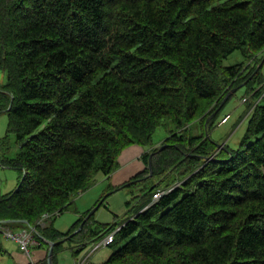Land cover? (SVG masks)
Here are the masks:
<instances>
[{
    "label": "trees",
    "instance_id": "trees-1",
    "mask_svg": "<svg viewBox=\"0 0 264 264\" xmlns=\"http://www.w3.org/2000/svg\"><path fill=\"white\" fill-rule=\"evenodd\" d=\"M236 50L246 61L224 66ZM263 59L264 0H0V92L21 148L0 158L21 176L0 194V224L62 213L137 144L145 169L111 193L144 187L101 264H264ZM241 84L247 129L237 148L218 147L210 130ZM165 118L173 128L155 144ZM91 210L67 232L37 226L34 248L65 239L54 264L67 240L78 257L107 228Z\"/></svg>",
    "mask_w": 264,
    "mask_h": 264
},
{
    "label": "rangeland",
    "instance_id": "rangeland-1",
    "mask_svg": "<svg viewBox=\"0 0 264 264\" xmlns=\"http://www.w3.org/2000/svg\"><path fill=\"white\" fill-rule=\"evenodd\" d=\"M258 56L261 57L262 55L260 54ZM243 61H246L244 55L240 50H236L224 59L223 65L230 66ZM261 72L264 76V62ZM6 81V74L0 69V87L5 84ZM250 92L251 91H249L247 86H242L236 92H234L224 104L215 121V125L210 130L212 139L218 144L219 142L224 145L228 143L232 148H237L239 146L242 136L247 129L249 117L251 115L249 104L244 102V97H249L251 94ZM0 96L2 101L3 98L1 92ZM1 101L0 158L6 155L13 157L19 152L20 144L17 143L16 135L8 131L9 112L6 110V105H4L5 103ZM228 114L230 115L229 120L225 123H221V119ZM191 126L194 133H203L204 130L206 131V126L204 127V124L201 125L198 122L192 123ZM172 128L173 123L165 118L162 124L157 127L153 135L154 143L160 144L168 136L169 131ZM20 177V172L17 169L4 166L0 162V194H6L17 189L20 182ZM103 182V180L97 178L94 185L87 191L77 195L66 210H64L60 215L51 218V221L53 222V229L59 232L67 231L83 213H87V210L94 208L96 204L102 200L101 198L103 195H108L105 202L96 210L94 214V219L98 221L101 226L107 225V228L103 233L100 234V236L89 243L91 244L90 246H88L83 252H81V254L78 255L80 258H77V264L82 259L87 257L88 254H90L89 261H92L94 264H99L109 258L112 250L114 249L113 246H104L102 244L100 247L94 250L93 247L102 243L109 233L115 232L119 226L125 223L127 219L126 215L130 210L128 207V201H131L135 195H138L142 191L141 189L144 187L142 182H138L134 185L125 186L124 188L113 192V194L111 193L112 191L110 189H113L114 187L106 189L109 182H107V184ZM153 182H155L154 179L149 180L147 184L150 186L153 185ZM3 224L8 226L14 232L18 231L17 228H25L28 226V224L25 222H10ZM76 240L81 241L80 238ZM72 245H74V243ZM18 246L19 245L16 241L6 237L3 232H0V264H15L10 254L18 249ZM68 246H70V244L66 241L62 251L58 252L57 259L59 256L63 264H67V262L68 264H75L73 260L74 254L70 251L72 248H68Z\"/></svg>",
    "mask_w": 264,
    "mask_h": 264
},
{
    "label": "crops",
    "instance_id": "crops-1",
    "mask_svg": "<svg viewBox=\"0 0 264 264\" xmlns=\"http://www.w3.org/2000/svg\"><path fill=\"white\" fill-rule=\"evenodd\" d=\"M147 150L148 148L137 144L126 148L119 157L121 167L109 176L99 174L97 178L103 180L104 181L103 183L107 184V182H109V184L107 185L108 188L116 187L128 181L137 173L145 169V163L142 159V156ZM107 187L106 189H108ZM67 231H63V232H67ZM70 251L72 252V250ZM47 254H48V249L46 247H38V248L33 247L31 249V255H28L25 251H22L18 246V249H16L13 253H11L10 256L13 258L15 264H34L39 261L43 262L47 258ZM73 257H74L73 260L76 263L77 257L75 256ZM57 262L58 264H63L59 256Z\"/></svg>",
    "mask_w": 264,
    "mask_h": 264
},
{
    "label": "built area",
    "instance_id": "built-area-1",
    "mask_svg": "<svg viewBox=\"0 0 264 264\" xmlns=\"http://www.w3.org/2000/svg\"><path fill=\"white\" fill-rule=\"evenodd\" d=\"M227 118H224V121ZM161 194V192L156 193V196L159 197ZM55 214H59V212H56ZM52 214L50 213H45L42 218H40L38 220V223L44 225V219L50 217ZM17 232L12 231L10 228L8 227H3L2 225H0V231H2L4 233V235L8 238L13 239L14 241L18 242L20 245V248L24 251H26L27 253H29V247L31 245H36V244H40L41 242L38 241L35 238V228L33 227H29V228H24V229H17ZM113 240V236H109L108 238H106L101 244L107 245L109 244L111 241ZM100 245V244H99ZM97 245L96 248L99 246Z\"/></svg>",
    "mask_w": 264,
    "mask_h": 264
},
{
    "label": "clouds",
    "instance_id": "clouds-1",
    "mask_svg": "<svg viewBox=\"0 0 264 264\" xmlns=\"http://www.w3.org/2000/svg\"><path fill=\"white\" fill-rule=\"evenodd\" d=\"M244 102H246V97H244ZM224 118H227V119L224 121ZM229 118H230V115H229V114L226 115V116H224V117L221 119V123H225V122H227V121L229 120ZM158 192H161V194H160V196H161V195H162L164 192H166V191H165V190H158L156 193H158ZM156 193L154 194V199H158V198L160 197V196L157 197V196H156ZM103 200H104V199H103ZM97 204H98V203H97ZM97 204H96V205H97ZM92 209H93V208H92ZM56 212H59V214H55ZM44 214H45V213H44ZM44 214H43V215H44ZM50 214H52L50 217L44 219V225H42V224H40V223L37 222V225H36V226H30V225H28V226H26L25 228L33 227V228H35V234L39 233V232H38V227H45V226H47L48 220H49V219L51 220V217H53V216H58V215H60L61 212H60V211H55V212L50 213ZM43 215H42V216H43ZM42 216H41L40 218H42ZM40 218H39V219H40ZM123 224H124V223H123ZM123 224H122V225H123ZM0 225H1V224H0ZM122 225H121V226H122ZM37 226H38V227H37ZM121 226H119V228H120ZM3 227H5V226H3ZM8 228H9V227H8ZM119 228H118V229H119ZM17 229H24V228H17ZM118 229H117V230H118ZM117 230H116V231H117ZM116 231L113 232V233H109V235H108L106 238H108L109 236H113V239H114ZM0 232H2V231H0ZM71 235H72V234H71ZM35 238H36V236H35ZM106 238H105V239H106ZM36 239H37V238H36ZM105 239H104V240H105ZM37 240L40 241L39 239H37ZM61 240H64V241H65V239H61ZM104 240H103V241H104ZM43 241H44V243H48L49 246H50V243L52 242V241L47 240V239H45V238H43ZM59 241H60V240H59ZM64 241H63V242H64ZM103 241H102V242H103ZM112 242H113V240H112L110 243H112ZM17 243H18V242H17ZM110 243H109V244H110ZM109 244H107V245H109ZM18 245H19V243H18ZM36 245H40V244H36ZM90 245H91V244H90ZM90 245H89V246H90ZM98 245H99V244H98ZM101 245H102V244L100 243V245H99L98 247H100ZM103 245H104V244H103ZM34 246H35V245H31V246L29 247V253H27L26 251H25V252H26L28 255H31V249H32ZM96 246H97V245H95V246L93 247V250L96 249ZM104 246H105V245H104ZM19 247H20V245H19ZM98 247H97V248H98ZM20 249H21V248H20ZM21 250H22V249H21ZM22 251H24V250H22ZM78 257H79V256H78ZM78 257H77V258H78ZM89 257H90V254H88L87 257H85L84 259H82V260L80 261V262H82V263L79 262L78 264H94L92 261H89ZM47 258H48V257H47ZM79 258H80V257H79ZM87 259H88V260H87ZM77 261H78V260H77ZM77 261H76L75 264H77ZM47 262H48V260H47ZM53 263H54V261H53ZM101 263H102V262H101ZM101 263H99V264H101ZM34 264H35V263H34Z\"/></svg>",
    "mask_w": 264,
    "mask_h": 264
},
{
    "label": "bare ground",
    "instance_id": "bare-ground-1",
    "mask_svg": "<svg viewBox=\"0 0 264 264\" xmlns=\"http://www.w3.org/2000/svg\"><path fill=\"white\" fill-rule=\"evenodd\" d=\"M117 51H118V50H117ZM113 53H114V52H113ZM117 54H119V53H117ZM107 56H108V55H107ZM111 59H112V58H111ZM115 61H116V60H115ZM115 61H114V62H115ZM233 66H234V65H233ZM260 66H261V65H260ZM1 69H2V68H1ZM258 69H259V68H258ZM259 71H260V70H259ZM248 72H249V71H248ZM258 74H259V73H258ZM237 78H238V76H237ZM237 78H236V79H237ZM205 79H207V78H205ZM239 83H240V82H239ZM207 84H208V83H207ZM263 90H264V89H263ZM256 92H257V91H256ZM10 93H11V92H10ZM260 93H261V92H260ZM215 94H216V93H215ZM215 94H214V95H215ZM5 95H6V94H5ZM2 96H3V95H2ZM221 96H222V95H221ZM0 97H1V96H0ZM262 97H263V96H262ZM221 98H222V97H221ZM4 99H5V97H4ZM17 99H18V98H17ZM263 99H264V98H263ZM5 100H6V99H5ZM5 100H4V101H5ZM0 101H1V99H0ZM4 101L2 100L1 102H4ZM16 101H17V100H16ZM16 101L14 100V102H16ZM6 103H7V102H6ZM224 103H226V102H224ZM261 104H262V103H261ZM4 105H5V104H4ZM223 105H224V104H223ZM256 105H257V104H256ZM210 108H211V107H210ZM213 108H214V107H213ZM257 108H258V107H257ZM263 108H264V107H263ZM179 109H180V107H179ZM170 110H171V109H170ZM198 110L200 111V108H199V107H198L197 111H198ZM181 111H183V110H181ZM197 111H196V108H195V112H197ZM218 111H219V110H218ZM179 112H180V111H179ZM201 112H202V111H201ZM262 112H264V111H262ZM199 113H200V112H199ZM199 113L197 112V116H199V115L201 114V113H200V114H199ZM207 113H208V112H207ZM207 113H206L205 117L207 116ZM217 113H218V112H217ZM178 114H179V113H178ZM180 114H181V113H180ZM183 114H184V113H183ZM198 114H199V115H198ZM170 115H171V113H170ZM261 115H262V114H261ZM179 116H181V115H179ZM191 116H192V115H191ZM193 116H195V114H194ZM197 116H195V117H197ZM163 117H164V116H163ZM167 117H168V116H167ZM181 117L184 118L185 116H184V117L181 116ZM181 117H179V119H180ZM241 117H242V116H241ZM202 118H203V117H202ZM204 119H205V118H204ZM237 120H238V119H237ZM237 120H236V121H237ZM182 121H183V119H182ZM201 121H202V120H201ZM160 122H161V121H160ZM198 122H199V121H198ZM158 123H159V122H158ZM253 128H254V127H253ZM253 128H252V129H253ZM180 131H181V130H180ZM250 131H251V130H250ZM252 131H254V130H252ZM252 131H251V132H252ZM182 132H183V131H182ZM199 132H200V131H199ZM204 134H205V133H204ZM248 134H249V133H248ZM248 134H247V135H248ZM251 134H252V133H251ZM152 135H154V134H152ZM189 135H190V134H189ZM196 135H197V134H196ZM247 135H246V137H247ZM173 136H175V135H173ZM249 136H250V134H249ZM257 136H258V135H257ZM153 137H154V136H153ZM180 137H181V136H180ZM197 138H198V137H197ZM250 138H251V137H250ZM207 139H208V138H207ZM254 139H255V138H254ZM180 140H181V139H180ZM260 140H261V139H260ZM169 141H170V140H169ZM205 142H206V141H205ZM219 143H220V142H219ZM191 144H192V143H191ZM183 145H184V143H183ZM183 145H182V146H183ZM189 145H190V144H189ZM240 145H241V144H240ZM182 146H181V147H182ZM192 146H193V145H192ZM225 146H227V145H225ZM168 147H169V146H168ZM251 147H252V146H251ZM254 147H255V146H254ZM174 148H175V147H174ZM227 148H228V147H227ZM20 149H21V148H20ZM185 149H187V148H185ZM230 149H232V148H230ZM192 151H193V150H192ZM222 151H223V149H222ZM197 152H198V151H197ZM200 152H201V151H200ZM224 152H225V151H224ZM239 152H241V151H239ZM3 153H4V152H3ZM145 153H146V152H145ZM145 153H144V154H145ZM4 154H6V153H4ZM201 154H202V153H201ZM219 154H220V153H219ZM219 154H217V155H219ZM226 154H227V153H226ZM227 155H228V154H227ZM239 155H240V154H239ZM1 156H2V155H1ZM196 156H197V155H196ZM170 157H171V156H170ZM235 157H236V156H235ZM238 157H239V156H238ZM168 158H169V157H168ZM247 158H248V157H247ZM232 160H233V159H232ZM246 160H247V159H246ZM243 161H244V160H243ZM231 163H232V162H231ZM255 163H256V162H255ZM257 163H258V162H257ZM215 164H216V163H215ZM236 164H237V163H235V165H236ZM258 164H259V163H258ZM256 165H257V164H256ZM256 165H255V166H256ZM231 166H232V165H231ZM233 166H234V165H233ZM257 166H258V165H257ZM214 168H215V167H214ZM249 168H250V167H249ZM197 169H198V168H197ZM257 169H258V168H257ZM198 170H199V169H198ZM193 174H195V173H193ZM250 177H251V176H250ZM260 177H261V176H260ZM263 178H264V177H263ZM263 178H262V179H263ZM185 182H186V180H185ZM158 184H159V183H158ZM114 185H115V184H114ZM183 185H184V184H183ZM110 186H111V185H110ZM212 186H213V185H212ZM184 187H185V186H184ZM107 188H108V187H107ZM110 190H111V189H110ZM116 190H117V189H116ZM189 190H190V189H189ZM191 193H192V192H191ZM194 193H195V192H194ZM198 193H199V192H198ZM113 194H114V193H113ZM193 195H194V194H193ZM110 196H111V195H110ZM197 196H198V199H199V195H197ZM74 203H75V202H74ZM150 206H151V205H150ZM259 207H260V206H259ZM76 210H77V209H76ZM133 210H134V208H133ZM74 211H75V210H74ZM87 211H89V210H87ZM80 212H81V211H80ZM85 212H86V211H85ZM48 213H49V212H48ZM84 214H85V213H84ZM92 217H93V216H92ZM90 218H91V216H90ZM90 218H89V219H90ZM115 218H116V217H115ZM79 219H80V218H79ZM92 220H93V219H92ZM86 221H88V220H86ZM251 223H252V222H251ZM90 224H91V223H90ZM8 225H9V224H8ZM51 225H52V224H51ZM240 225H241V224H240ZM246 226H247V225H246ZM10 227H11V226H10ZM50 227H51V226H50ZM101 227H102V226H101ZM106 227H107V225H106ZM250 227H251V226H250ZM241 228H242V227H241ZM86 229H87V228H86ZM86 229H85V230H86ZM87 230H88V229H87ZM94 231H95V229H94ZM100 231H101V230H100ZM93 233H94V232H93ZM98 233H99V232H98ZM66 235H67V234H66ZM75 236H76V235H74V237H75ZM85 236H86V235H85ZM88 236H89V235H88ZM93 236H94V235H93ZM99 236H100V235H99ZM61 237H62V235H61ZM76 237H77V236H76ZM90 237H91V236H90ZM54 239H56V238H54ZM77 239H78V238H77ZM67 241H68V240H67ZM114 241H115V240H114ZM61 243H62V242H61ZM68 243H69V242H68ZM88 243H89V242H88ZM56 246H57V245H56ZM70 247H71V245H70ZM74 249H75V248H74ZM71 250H72V249H71ZM43 252H44V251H43ZM54 255H55V254H54ZM74 255H75V254H74ZM56 259H57V258H56ZM56 264H57V263H56Z\"/></svg>",
    "mask_w": 264,
    "mask_h": 264
},
{
    "label": "water",
    "instance_id": "water-1",
    "mask_svg": "<svg viewBox=\"0 0 264 264\" xmlns=\"http://www.w3.org/2000/svg\"><path fill=\"white\" fill-rule=\"evenodd\" d=\"M264 62V59H263V61H262V63ZM244 84H241L240 86H238V87H235V88H233L228 94H227V96L225 97V99H224V101H223V103L228 99V97L231 95V94H233L234 92H236L240 87H242ZM218 147H224V144H222V143H219L218 144ZM103 201V199L89 212V214L86 216V218L85 219H88L92 214H94L95 212H96V210L100 207V205H101V202ZM82 227H83V223L80 225V227L78 228V230L77 231H80L81 229H82ZM76 231V232H77ZM75 232H73L72 233V235L74 234ZM64 240H60V241H57V242H51L50 243V248H49V251H48V258H47V260H48V264H54L53 263V249H54V245L55 244H58V243H61V242H63Z\"/></svg>",
    "mask_w": 264,
    "mask_h": 264
}]
</instances>
